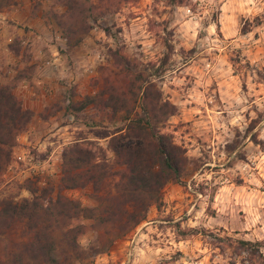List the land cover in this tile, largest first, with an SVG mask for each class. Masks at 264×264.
<instances>
[{
    "label": "rangeland",
    "instance_id": "374dc122",
    "mask_svg": "<svg viewBox=\"0 0 264 264\" xmlns=\"http://www.w3.org/2000/svg\"><path fill=\"white\" fill-rule=\"evenodd\" d=\"M89 1L103 9L95 22L90 13L85 22L74 15L75 34L58 23H69L67 4L74 0L1 4L0 83L14 85L34 116L12 149L0 198L28 196L18 188L27 179L55 181L61 153L75 141L106 146L96 136L105 129L90 124L99 120V109L73 107L100 87L101 69L111 62L108 49L118 45L147 65L145 72L160 67L152 79L178 108L166 130L199 166L180 184L167 183L163 205L150 207L144 221L92 264H242L245 254H234L217 236L264 238V150L250 139L254 133L264 143V0H188L187 6L137 0L111 8L102 6L108 0ZM165 40L173 52L161 65ZM88 192L65 194L92 205ZM189 228L215 234H179ZM89 240L86 234L80 242Z\"/></svg>",
    "mask_w": 264,
    "mask_h": 264
},
{
    "label": "trees",
    "instance_id": "16d2710c",
    "mask_svg": "<svg viewBox=\"0 0 264 264\" xmlns=\"http://www.w3.org/2000/svg\"><path fill=\"white\" fill-rule=\"evenodd\" d=\"M85 1L67 4L69 23L58 22L67 33H74L69 25L74 15L82 16L85 22L86 13H90L94 22L97 20L98 10L103 8ZM135 1L108 0L102 6L111 8ZM9 2L0 0V8ZM164 2L167 6L188 5V0ZM254 20L257 25L262 22L258 16ZM103 30L111 34L109 27ZM241 31L249 29L243 26ZM164 44L167 52L161 65L168 62L173 52L170 42L165 40ZM12 51L18 52L15 48ZM108 52L111 62L101 69L100 87L94 94H85L73 107L75 111L89 105L99 109V120L90 124L105 129L96 136L104 138L106 146L92 140L75 141L62 151L60 173L55 181L38 185L37 180L27 179L18 188L26 190L28 196L0 198V264H92L94 256L107 253L116 241L144 221L150 207L158 209L163 205V188L167 183L180 184L199 166V159H190L186 149L166 130L178 108L152 79L160 67L155 73L145 72L147 65L130 59L118 45ZM154 65L151 63V68ZM33 116V111L14 92V85L0 83V178L11 161L19 134L26 130ZM252 128L250 124L247 131ZM250 139L264 150L263 141L254 133ZM228 148L233 150L235 144ZM236 158H243L242 154L238 153ZM74 189H88L93 204L83 205L79 199L65 194ZM86 234L90 240L82 245L80 240ZM179 234L215 233L189 228ZM217 238L232 247L234 254H245L242 264H264V238Z\"/></svg>",
    "mask_w": 264,
    "mask_h": 264
}]
</instances>
